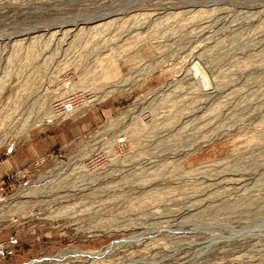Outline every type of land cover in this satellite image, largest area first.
Wrapping results in <instances>:
<instances>
[{
    "label": "rangeland",
    "instance_id": "obj_1",
    "mask_svg": "<svg viewBox=\"0 0 264 264\" xmlns=\"http://www.w3.org/2000/svg\"><path fill=\"white\" fill-rule=\"evenodd\" d=\"M73 65L116 93L32 126L48 72ZM114 129L121 155L71 191L74 176L44 197L0 184V264L66 248L102 253L61 264H264V0H0V179L51 149L56 171ZM65 192L53 214L42 199Z\"/></svg>",
    "mask_w": 264,
    "mask_h": 264
},
{
    "label": "built area",
    "instance_id": "obj_2",
    "mask_svg": "<svg viewBox=\"0 0 264 264\" xmlns=\"http://www.w3.org/2000/svg\"><path fill=\"white\" fill-rule=\"evenodd\" d=\"M101 23L103 22H100L99 24ZM92 26H94V24L87 27L90 30L96 28ZM59 27L62 28V26ZM78 27L76 28L77 30L82 29ZM44 31H47V29H44ZM54 35L55 34H48L49 37H53ZM41 37L42 36L31 39ZM82 69L87 70H82L78 74L79 69L76 65H73V67L70 68H53L48 72L46 78L48 80L47 87L50 86L49 91L47 94H45V92H40L37 95L34 100L36 106L35 115L27 119L32 120V126L39 125L42 122H61L67 118L81 116L100 100L116 93V90L114 89L113 91H110L103 95V89H108L110 86L106 87L107 85H105L104 87L96 88L92 86L90 81H87L85 79L84 81H82L81 78H85L86 73L90 74L88 68ZM42 89L45 90V88ZM94 89L98 90L97 94L95 92L96 90ZM18 124L19 126H21V124L25 125V123H23L21 120ZM121 132L123 131L120 129H114L110 132V141L108 143H103L99 146L87 147L84 151L78 152L74 155L72 153L67 154L65 156L68 160L67 164L61 165V168L57 169L56 171H54V166L45 169L43 163L44 161H48L49 159L57 161V155L59 153L62 154L63 151H59L57 152L58 154H56V150L54 151L51 149L46 153H36L34 155L35 157L27 164L19 165L15 163L10 173H8L4 179H0V184H3L5 186L7 183H9L8 187L25 189V191L30 187H32L31 189L37 188L29 192L23 191L22 194H24L25 192L29 194V197L30 195L32 197V195L39 193L40 195H42V197H44L45 194H50L51 191L55 189V187L58 186L63 179H66L68 176H74L78 179V181L69 182L73 183L69 187V191H71L74 189V187L76 188L80 184H82V182L92 178H96L101 173H106V169L113 162V156L118 158L124 149L126 139L124 134H122ZM67 144V141L62 143L61 148L65 147ZM76 161H78L79 163L77 165H74V162ZM31 163H34L35 165H42L39 168L38 174L28 180L26 184H24V179L27 177V175L29 173L33 174V172H30L29 169ZM46 172L49 174H46ZM5 192L6 188L0 185V202L5 197ZM57 194L62 195L61 197H57ZM12 195L13 193L9 192V197H12ZM71 195L72 193L70 192L54 193L52 197L44 198L42 199V201L47 202L48 205L54 206V208L51 210V212L53 211L54 214L55 210L58 207L57 205L61 202L62 199H66L67 203H70L68 201ZM19 205L23 207V204L21 202H16L15 205L13 204L7 206L6 211H8V209H16L19 207ZM23 209H26L28 213H30L29 211L32 210L30 213L31 215H34L36 213V209L29 204L23 207ZM51 219L57 220L58 218L55 217ZM56 226H58V223L55 224V227Z\"/></svg>",
    "mask_w": 264,
    "mask_h": 264
},
{
    "label": "bare ground",
    "instance_id": "obj_3",
    "mask_svg": "<svg viewBox=\"0 0 264 264\" xmlns=\"http://www.w3.org/2000/svg\"><path fill=\"white\" fill-rule=\"evenodd\" d=\"M111 20V19H110ZM108 23V20L106 21ZM112 22V20L110 21ZM103 23H101L102 25ZM106 24V23H105ZM96 25H100V24H96ZM81 28V27H80ZM71 30V29H70ZM69 30V31H70ZM193 71L196 73H198V67L197 65H194V67H192ZM202 72V71H201ZM199 74V73H198ZM196 76V75H195ZM198 76V75H197ZM196 76V77H197ZM199 77V76H198ZM201 77V78H200ZM199 77V80L202 85L206 88L207 84H208V81H207V76H205L204 74L203 75H200ZM203 78V79H202ZM200 83V84H201ZM211 87V86H209ZM31 188V187H30ZM29 189V188H28ZM27 189V190H28ZM36 189V188H35ZM31 190H34V189H31ZM30 190V191H31ZM62 211V210H61ZM66 211V210H64ZM3 212H6V211H3ZM11 212V211H10ZM24 212V211H23ZM13 213V212H12ZM0 215H3L2 212L0 211ZM111 245V244H110ZM113 246V244H112ZM107 249V248H106ZM102 253V251L100 250L99 252L95 251V250H83V249H78V248H66V249H62L61 251H59L56 255H53V256H48V257H42V258H37V259H34L30 262H28L27 264H40V263H44L45 261L47 262H52L54 264H59L61 261L65 260V259H70L71 260H88L89 258H96L98 255L100 256V254ZM105 255V254H104ZM104 257V256H103ZM100 259V258H99ZM91 260V259H89ZM102 260H104L102 258ZM68 261V262H69ZM96 261V260H95ZM100 261V260H99ZM98 261V262H99ZM108 261V260H107ZM104 263V264H110V263ZM143 261V260H141ZM86 262V261H85ZM102 262V261H101ZM99 262V263H101ZM64 263V262H63ZM66 263H67V260H66ZM116 263L118 264V262L116 261ZM61 264V263H60ZM97 264V263H95ZM103 264V263H102Z\"/></svg>",
    "mask_w": 264,
    "mask_h": 264
},
{
    "label": "crops",
    "instance_id": "obj_4",
    "mask_svg": "<svg viewBox=\"0 0 264 264\" xmlns=\"http://www.w3.org/2000/svg\"><path fill=\"white\" fill-rule=\"evenodd\" d=\"M14 155V154H13ZM12 166V161H11V164H10V167ZM1 174V173H0ZM0 178H1V175H0Z\"/></svg>",
    "mask_w": 264,
    "mask_h": 264
}]
</instances>
